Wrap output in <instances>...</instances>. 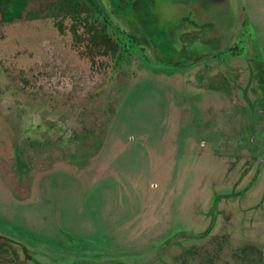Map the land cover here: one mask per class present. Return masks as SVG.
Returning a JSON list of instances; mask_svg holds the SVG:
<instances>
[{"label":"rangeland","instance_id":"obj_1","mask_svg":"<svg viewBox=\"0 0 264 264\" xmlns=\"http://www.w3.org/2000/svg\"><path fill=\"white\" fill-rule=\"evenodd\" d=\"M103 1L0 0V264H264V0Z\"/></svg>","mask_w":264,"mask_h":264},{"label":"flooded vegetation","instance_id":"obj_2","mask_svg":"<svg viewBox=\"0 0 264 264\" xmlns=\"http://www.w3.org/2000/svg\"><path fill=\"white\" fill-rule=\"evenodd\" d=\"M102 2L104 3L103 0H102ZM104 4L106 6V3H104ZM118 6H119V4L116 5V7L119 9ZM106 8H107V12H108V6H106ZM59 10H61L60 12L63 13L64 15H66V14L70 15L72 17V19L76 21V23H79L80 21H82L86 24V26L97 27L98 33L96 31L97 34L95 33V35H96V38L98 39V46L100 48H102V51L104 53H108V51L110 49L112 54L117 55V59L120 57V54L122 53V51L123 52L132 51V48H135V49L140 50V51L145 50L144 45L146 43L150 42L148 33L142 32L141 28L139 29L138 27H136L133 24V22H135L134 18H132L133 21H130L132 23V27H131L132 30L127 31V30H125L119 26H116L114 24L113 20H111V18H110L109 12H108V14L106 12L105 16L103 14L95 13L94 16L89 17L85 13L79 14L77 12L78 10H76V6L74 7L71 5H67L66 0H63V2L60 4ZM130 13H132V16H133V10L132 9H129V11L126 12V14H130ZM87 18H89V19H87ZM10 19H12V14L10 16ZM244 22H245L244 30L241 32L240 36H244L246 34L245 29L248 26H250L249 24H247L246 21H244ZM141 23H142V21H141ZM189 25L194 28L192 30V32L194 31L195 36H197L199 39L202 38L199 35V33L202 36H204L203 34H205V32L203 31V28L201 30L199 29L201 27L200 25H198L197 23H193V22L189 23ZM201 25H202V27L204 26L203 24H201ZM109 27H112L113 29H115V36H113V33H112V35L110 34ZM72 30L75 33V35L78 34V31H77L75 25L72 26ZM92 30L93 29H90V31H92ZM236 43H235V45H236ZM235 45H233V47L231 49L232 51L236 50V49H234ZM235 54H238V53H235ZM223 260H224V258H221L220 260L213 261L211 264H220ZM205 263L206 262H204V264ZM229 263H230V261H229ZM229 263L225 261V264H229Z\"/></svg>","mask_w":264,"mask_h":264},{"label":"trees","instance_id":"obj_3","mask_svg":"<svg viewBox=\"0 0 264 264\" xmlns=\"http://www.w3.org/2000/svg\"><path fill=\"white\" fill-rule=\"evenodd\" d=\"M21 3L15 8L20 7ZM66 4L74 7L76 6V10H78L77 12L79 14L85 13L89 17L94 16L95 13L105 16L107 12V8L102 0H66Z\"/></svg>","mask_w":264,"mask_h":264},{"label":"water","instance_id":"obj_4","mask_svg":"<svg viewBox=\"0 0 264 264\" xmlns=\"http://www.w3.org/2000/svg\"><path fill=\"white\" fill-rule=\"evenodd\" d=\"M231 0H209L206 4V10H211V7H214L216 11L223 10L226 6L229 9Z\"/></svg>","mask_w":264,"mask_h":264}]
</instances>
